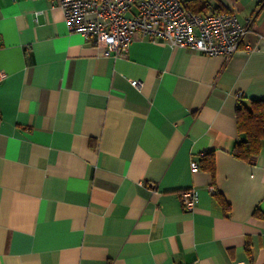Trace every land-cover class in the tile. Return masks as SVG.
<instances>
[{"label": "crops", "instance_id": "crops-1", "mask_svg": "<svg viewBox=\"0 0 264 264\" xmlns=\"http://www.w3.org/2000/svg\"><path fill=\"white\" fill-rule=\"evenodd\" d=\"M261 2L210 0L249 27L226 58L140 34L108 56L52 0H0V264H264V140L232 154L239 99H264Z\"/></svg>", "mask_w": 264, "mask_h": 264}, {"label": "built area", "instance_id": "built-area-1", "mask_svg": "<svg viewBox=\"0 0 264 264\" xmlns=\"http://www.w3.org/2000/svg\"><path fill=\"white\" fill-rule=\"evenodd\" d=\"M63 10L71 32L83 36L108 56H124L135 36L151 42L207 55L230 58L244 44L249 32L231 10L195 13L185 8L183 0H52ZM0 71V80L5 77ZM138 87V80H131ZM191 169L199 168L197 161ZM214 192V187L210 186ZM184 210L195 205L193 188L179 192Z\"/></svg>", "mask_w": 264, "mask_h": 264}, {"label": "trees", "instance_id": "trees-1", "mask_svg": "<svg viewBox=\"0 0 264 264\" xmlns=\"http://www.w3.org/2000/svg\"><path fill=\"white\" fill-rule=\"evenodd\" d=\"M185 8L195 13H205L214 10H225L217 6L211 8L210 0H184ZM264 9V0L260 4ZM235 118L240 138L234 144L232 154L242 160L252 161L260 153L264 140V99H250L248 103L239 102L235 109ZM200 167L211 172L214 171L212 152H205L200 158ZM217 198L225 210L229 205L225 199L217 194ZM259 217L264 218V213L256 211Z\"/></svg>", "mask_w": 264, "mask_h": 264}]
</instances>
